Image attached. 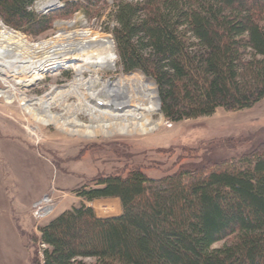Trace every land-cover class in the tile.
Masks as SVG:
<instances>
[{
  "label": "trees",
  "instance_id": "trees-1",
  "mask_svg": "<svg viewBox=\"0 0 264 264\" xmlns=\"http://www.w3.org/2000/svg\"><path fill=\"white\" fill-rule=\"evenodd\" d=\"M36 1L0 0V22L34 38L50 30L51 17L28 10ZM80 1L68 12L89 15L101 2ZM112 6L118 66L154 80L167 121L247 111L264 100V0ZM220 166L159 179L136 169L95 178L75 191L78 206L38 228L43 250L34 264H264V150ZM107 199L118 200L120 214L98 218L91 204Z\"/></svg>",
  "mask_w": 264,
  "mask_h": 264
},
{
  "label": "rangeland",
  "instance_id": "rangeland-1",
  "mask_svg": "<svg viewBox=\"0 0 264 264\" xmlns=\"http://www.w3.org/2000/svg\"><path fill=\"white\" fill-rule=\"evenodd\" d=\"M46 1L37 0L31 6L32 10L28 9L39 16L52 18L51 29L36 38L8 28L1 22L0 25L18 33L29 43L50 40L61 31H87L109 40L114 68L97 69L95 74L104 82L132 76L153 83L159 114L152 116V120L161 119L162 123L145 135L115 134L91 139L64 135L52 126L34 123L24 114L18 100L23 97L32 101L66 85L74 75L71 69L46 71L42 78L29 80L24 86H15L11 78L0 82V90L14 93L16 98L10 105L0 99V193L4 194L7 207L15 209L11 216L16 215L14 224H11L15 230L13 236L8 232L11 228L5 226V220L11 221V218L0 209V264H34L40 261L43 246L38 243V228L78 206L80 200L75 191L92 185L97 177L125 176L128 171L136 169L150 179H159L180 169L203 168L207 171L230 162L235 164L250 153L264 150V100L247 111L219 109L210 117L167 121L160 112L154 80L139 71L124 74L118 66L109 33L113 26V0H101L97 7L99 10L93 9L89 15L83 9L68 12V5L74 2L80 5V0H58V5L43 15L39 6ZM69 23L72 26L68 27ZM82 75L87 79L93 76L92 70ZM73 102L74 99H70V103ZM79 119L86 121L82 116ZM43 196L49 198V213L36 219L32 207ZM91 207L98 218L115 217L120 210L116 199L100 200Z\"/></svg>",
  "mask_w": 264,
  "mask_h": 264
},
{
  "label": "bare ground",
  "instance_id": "bare-ground-1",
  "mask_svg": "<svg viewBox=\"0 0 264 264\" xmlns=\"http://www.w3.org/2000/svg\"><path fill=\"white\" fill-rule=\"evenodd\" d=\"M56 5L57 0H48L40 4V9ZM59 68L73 71L70 82L32 101L23 97L18 100L34 123L86 139L145 135L161 125V119L152 120L159 114L153 83L132 76L104 82L95 74L97 69L114 68L109 40L87 31H61L50 40L29 43L0 25V82L11 78L15 86H24L29 80L42 78L44 72ZM90 70L93 76L84 78L82 73ZM0 99L10 105L16 98L14 93L0 90ZM80 116L86 121L82 122Z\"/></svg>",
  "mask_w": 264,
  "mask_h": 264
},
{
  "label": "built area",
  "instance_id": "built-area-1",
  "mask_svg": "<svg viewBox=\"0 0 264 264\" xmlns=\"http://www.w3.org/2000/svg\"><path fill=\"white\" fill-rule=\"evenodd\" d=\"M57 2L59 1L57 0ZM30 10H32V8H30ZM48 203L49 198L44 196L41 200L33 204V215L36 219H41L45 214L49 213Z\"/></svg>",
  "mask_w": 264,
  "mask_h": 264
},
{
  "label": "crops",
  "instance_id": "crops-1",
  "mask_svg": "<svg viewBox=\"0 0 264 264\" xmlns=\"http://www.w3.org/2000/svg\"><path fill=\"white\" fill-rule=\"evenodd\" d=\"M11 207L10 206L7 207L4 194L0 193V209H3L5 214L9 215V218H11V221H8L7 219L5 220L6 221L5 222V226L8 225V228H11V224L14 222L13 218L16 216V215L15 216L14 215L11 216L14 213V211H15V209L13 210L14 207H12V208ZM119 208H120V205H119ZM119 214H120V210H119ZM119 214H117L116 216H118ZM9 224H10V227H9ZM8 232L11 233V235H13L15 230H14V228H11V230H9Z\"/></svg>",
  "mask_w": 264,
  "mask_h": 264
}]
</instances>
